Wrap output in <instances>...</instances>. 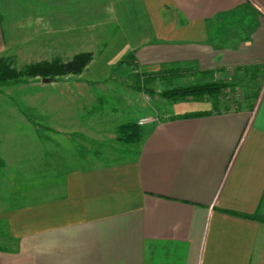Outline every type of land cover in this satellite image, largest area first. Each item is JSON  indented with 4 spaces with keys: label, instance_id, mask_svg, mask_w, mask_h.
<instances>
[{
    "label": "crops",
    "instance_id": "1",
    "mask_svg": "<svg viewBox=\"0 0 264 264\" xmlns=\"http://www.w3.org/2000/svg\"><path fill=\"white\" fill-rule=\"evenodd\" d=\"M125 2L140 12V71L236 72L253 92L171 112L132 149L85 156L58 191L3 213L0 264H264V0L108 1ZM80 5L57 0L55 33L84 27Z\"/></svg>",
    "mask_w": 264,
    "mask_h": 264
},
{
    "label": "rangeland",
    "instance_id": "2",
    "mask_svg": "<svg viewBox=\"0 0 264 264\" xmlns=\"http://www.w3.org/2000/svg\"><path fill=\"white\" fill-rule=\"evenodd\" d=\"M108 1L96 0L94 7L81 0L78 18L84 27L73 29L68 23L57 34V0H0L5 45L1 57L9 67L18 70L40 61L66 62L77 54L92 55L79 75L45 79L47 83L29 78L0 85V246L5 235L3 213L55 193L67 170L85 156L93 158L118 146L120 125L137 124L138 118L147 117L152 122L140 126L143 135L149 125L169 118L171 112L193 110L203 100L214 102L211 97L171 102L162 97L164 91L226 81L230 88L218 101L240 102L253 92L250 76L236 72L157 79L146 86L150 93L136 91L137 76L150 74L127 58L139 45L140 12L136 5L125 2L129 10L122 11L124 5L111 6ZM121 60L127 63L119 66ZM121 146L132 149L136 143Z\"/></svg>",
    "mask_w": 264,
    "mask_h": 264
},
{
    "label": "trees",
    "instance_id": "3",
    "mask_svg": "<svg viewBox=\"0 0 264 264\" xmlns=\"http://www.w3.org/2000/svg\"><path fill=\"white\" fill-rule=\"evenodd\" d=\"M91 53H81L74 55L70 60L62 62L55 58L50 61H40L21 67L18 70L9 67L6 60L0 57V85L6 83L20 82L23 79L40 78L48 79L50 81L61 79L64 76H74L81 74L86 66L91 61ZM129 56V57H128ZM127 58L133 59L134 55L128 53ZM127 61L121 60V64H125ZM189 71L186 69H168L162 72L140 74L137 76L136 82L139 84L135 90L139 92L150 93L146 88L149 83L154 82L157 79L170 80L180 77L188 76ZM202 76L208 75L206 72H201ZM230 88V84L226 81H212L200 84H193L185 87H177L171 90L164 91L161 95L163 98L175 102L179 99H203L206 97L214 98V102H217V98L222 96L225 91ZM210 111H202L196 113H188L177 116L176 118H188V117H200L209 114ZM142 131L141 127L136 123L122 124L117 128V141L121 144H134L141 140Z\"/></svg>",
    "mask_w": 264,
    "mask_h": 264
},
{
    "label": "built area",
    "instance_id": "4",
    "mask_svg": "<svg viewBox=\"0 0 264 264\" xmlns=\"http://www.w3.org/2000/svg\"><path fill=\"white\" fill-rule=\"evenodd\" d=\"M149 122H152V120L146 117V118L139 119L137 121V125L143 126L144 124L149 123Z\"/></svg>",
    "mask_w": 264,
    "mask_h": 264
},
{
    "label": "water",
    "instance_id": "5",
    "mask_svg": "<svg viewBox=\"0 0 264 264\" xmlns=\"http://www.w3.org/2000/svg\"><path fill=\"white\" fill-rule=\"evenodd\" d=\"M47 82H48V80H45V79L42 80V83H47Z\"/></svg>",
    "mask_w": 264,
    "mask_h": 264
}]
</instances>
